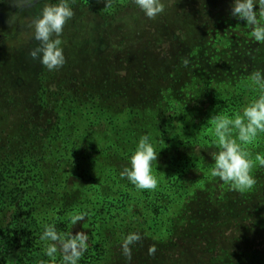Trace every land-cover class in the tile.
I'll use <instances>...</instances> for the list:
<instances>
[{
  "label": "trees",
  "instance_id": "obj_1",
  "mask_svg": "<svg viewBox=\"0 0 264 264\" xmlns=\"http://www.w3.org/2000/svg\"><path fill=\"white\" fill-rule=\"evenodd\" d=\"M163 3L164 12L148 19L133 0H69L78 10L60 37L66 62L48 71L40 63L28 68L26 42L32 35L18 27L19 18L36 16H24L14 0H0V14L11 25L3 38L8 48L0 49V170L36 165L43 205L72 214L78 204L72 192L82 191L83 182L71 175L58 179L64 154L57 156L51 133L61 129L63 113L100 99L132 108L138 96L132 79L138 74L162 97L200 81L250 78L264 70V44L230 15L231 0ZM153 46L161 51L159 58ZM255 179L243 193L229 186L216 194L197 187L183 206L185 218L169 236L151 242L137 232L141 239L130 257L115 264H264V172L257 169ZM64 230L70 231L68 223Z\"/></svg>",
  "mask_w": 264,
  "mask_h": 264
},
{
  "label": "rangeland",
  "instance_id": "obj_2",
  "mask_svg": "<svg viewBox=\"0 0 264 264\" xmlns=\"http://www.w3.org/2000/svg\"><path fill=\"white\" fill-rule=\"evenodd\" d=\"M45 3L35 0L33 6L22 8L24 16H37ZM31 21L18 19V27L31 32L26 42L30 49L39 43L33 39ZM10 27L0 14L2 50L8 48L3 38ZM151 49L159 58L161 51L156 46ZM31 60L28 68L40 65L39 60ZM132 81L138 92L132 108L106 99L76 106L62 114L61 129L51 133L57 156L64 154L58 179L71 175L83 182L82 191L75 189L72 197L78 202L73 212H86L85 221L73 226L70 213L43 205L36 193L37 187L43 186L36 165L27 162L0 170V264H59V256L52 261L45 255L39 237L45 225L53 224L58 232H65L66 223L73 234L86 231L89 237L79 264H115L124 255L121 244L126 235L143 232L151 242L162 241L185 218L183 206L197 187L204 186V190L216 194L228 186L209 175L213 165L210 154L217 151L210 119L217 113L240 111L258 94L250 78L200 81L191 88L167 90L162 97L149 88L143 76L135 75ZM145 134L158 151L157 162L153 163L158 179L154 190H138L120 176L129 165L136 142ZM246 150L253 160L258 153L264 155V133ZM257 169L264 172L257 162L252 169L254 177ZM135 243L130 245L131 250Z\"/></svg>",
  "mask_w": 264,
  "mask_h": 264
},
{
  "label": "clouds",
  "instance_id": "obj_3",
  "mask_svg": "<svg viewBox=\"0 0 264 264\" xmlns=\"http://www.w3.org/2000/svg\"><path fill=\"white\" fill-rule=\"evenodd\" d=\"M34 3L35 0H15L19 8H28ZM133 3L148 19H155L165 10L163 0H133ZM73 15L69 0H57L45 3L31 21L33 39L39 43L28 54L48 71H55L66 62L60 37ZM230 15L250 27L253 41L264 44V0H231ZM250 80L258 92L253 99L238 112L217 113L210 119L217 151L210 154L213 165L209 175L241 193L250 191L256 184L252 174L254 164L258 162L264 167V155L258 153L253 160L246 150L247 145L264 133V70L254 71ZM157 156L150 136L141 135L129 156V165L120 172L121 178H126L138 190L156 189L158 179L153 163L157 162ZM86 216V212L70 214V224L83 222ZM39 239L50 260L56 261L59 256V264H79L88 249L89 237L86 231L58 232L55 225L47 224ZM140 239L135 232L126 235L121 244L123 254L130 257V245ZM154 252L155 248L149 249L150 254Z\"/></svg>",
  "mask_w": 264,
  "mask_h": 264
},
{
  "label": "water",
  "instance_id": "obj_4",
  "mask_svg": "<svg viewBox=\"0 0 264 264\" xmlns=\"http://www.w3.org/2000/svg\"><path fill=\"white\" fill-rule=\"evenodd\" d=\"M2 36L0 35V38H1Z\"/></svg>",
  "mask_w": 264,
  "mask_h": 264
}]
</instances>
